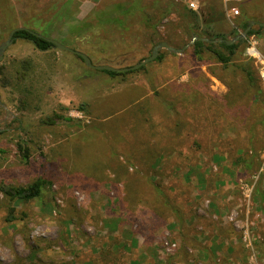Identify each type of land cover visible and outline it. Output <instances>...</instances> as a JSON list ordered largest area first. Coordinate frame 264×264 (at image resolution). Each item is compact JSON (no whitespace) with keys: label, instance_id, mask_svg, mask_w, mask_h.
I'll return each instance as SVG.
<instances>
[{"label":"rangeland","instance_id":"obj_1","mask_svg":"<svg viewBox=\"0 0 264 264\" xmlns=\"http://www.w3.org/2000/svg\"><path fill=\"white\" fill-rule=\"evenodd\" d=\"M134 1L145 10L125 12ZM165 1L0 0V43L23 27L94 64L131 66L157 39L143 18ZM183 1L222 7L226 33L264 18V0ZM185 21L171 12L158 29L177 45ZM251 36L264 56V34H247L233 62L255 60L264 92ZM189 47L114 76L13 38L0 59V183H50L26 202L0 191V264H264V107L248 106L232 64H199Z\"/></svg>","mask_w":264,"mask_h":264},{"label":"trees","instance_id":"obj_2","mask_svg":"<svg viewBox=\"0 0 264 264\" xmlns=\"http://www.w3.org/2000/svg\"><path fill=\"white\" fill-rule=\"evenodd\" d=\"M135 8L139 9L140 11L145 10L144 7L141 6L137 1H134L129 8L127 7L125 12L129 11L128 13H130L134 11ZM171 12H176L181 17L186 19V21L184 22V29L180 30V32L186 35L187 39L182 40L180 44L177 45L172 43L170 39L165 37V35L162 34L158 29L159 25L162 23V20ZM225 19L226 17L222 7L217 8L214 5H204L202 7L200 6L198 10H193L189 7H185L179 2H175V0H169L167 2L165 1V3L163 2L156 8V14H146V17L143 18V22L148 27H151L153 29V33L157 35V39H151L152 45L158 43L159 41H166L171 46L178 48L186 44L188 38L190 39L192 35L207 37L211 40L216 38L227 39L228 36L236 34L238 29H244L248 24V18L241 19L238 21V24H236L234 27H231V29L226 33L224 29H221V25L224 23ZM115 21L119 22L120 24L123 23V21L119 19H115ZM263 34L264 28L259 25H256L255 27L252 26L248 31V36L254 35L260 37L263 36ZM14 36L32 41L34 45L41 50H46L51 47V42L46 37L37 36L27 29L16 31L14 33ZM189 48L199 64L205 63L204 57L206 54H210L213 59L218 62L223 68H228V66L232 64L233 70L238 69L241 76L244 77L243 82H245L248 89V106L250 108H255L257 107V104H255V102H260L264 107V92L258 85V78L256 76V61L248 58L247 60L239 61L238 63L233 62L235 58L242 56L244 42L238 40L231 44H226L225 42H206L198 39L195 40ZM162 58L163 53L159 52L155 60H161ZM30 65L31 62L28 59L22 60V70L19 71L18 79L22 78V76L24 75V71L28 70L30 68ZM4 68V65L1 63V85H7ZM143 68L144 65L135 70H140ZM106 71L109 74L116 76L124 75L133 70L124 72H115L109 70ZM55 117L60 116L57 114ZM261 120L264 124V116ZM46 122L53 123V119L48 118ZM18 148L22 152V158L25 160L28 156L27 147L21 145L20 143L18 144ZM49 183V180H47L45 177H37L31 183H28L26 185H11L5 182H1L0 191L10 200L26 202L39 196L43 186ZM9 210L11 213V211H13V208H9ZM11 219V216H9V220Z\"/></svg>","mask_w":264,"mask_h":264},{"label":"water","instance_id":"obj_3","mask_svg":"<svg viewBox=\"0 0 264 264\" xmlns=\"http://www.w3.org/2000/svg\"><path fill=\"white\" fill-rule=\"evenodd\" d=\"M255 24L262 26L264 28V20L263 21L249 20L247 26L240 33L234 35L230 39L216 38V39L211 40V39H208L206 37L193 35L186 44H184L183 46L178 47V48L171 46L166 41H159L158 43H156L152 46L151 52L149 55L143 57L141 60H139L135 64H133L131 66H127V67H115V66H112V65L107 64V63L94 64L91 62L90 58L86 54H84L80 51L72 50V49L68 48L67 46H65L64 44L60 43L59 41H57L55 39H51V38H47V39L51 42V47L69 50V51L77 54L78 56H80L83 59L86 66H88L90 68L104 69V70L115 71V72H124V71L135 70V69L143 66L147 62L154 60L158 56L160 49H162V48H165L166 50H168L169 52H172V53H181L184 49L189 47L195 40H198V39L206 41V42H225L226 44H231V43L238 41V40L244 41L245 36L248 34V31ZM21 29H25V28H23V27L13 28L9 32L7 38L0 43V59L2 57V51L12 42L13 38L15 37L14 33L18 30H21ZM36 35L41 36L39 34H36Z\"/></svg>","mask_w":264,"mask_h":264},{"label":"built area","instance_id":"obj_4","mask_svg":"<svg viewBox=\"0 0 264 264\" xmlns=\"http://www.w3.org/2000/svg\"><path fill=\"white\" fill-rule=\"evenodd\" d=\"M189 6L193 7L194 3L193 2L189 3ZM246 54L255 58L258 61L260 65L259 72L261 73L262 85L264 90V56H262L257 50L253 36L250 37L249 44L246 47Z\"/></svg>","mask_w":264,"mask_h":264},{"label":"crops","instance_id":"obj_5","mask_svg":"<svg viewBox=\"0 0 264 264\" xmlns=\"http://www.w3.org/2000/svg\"><path fill=\"white\" fill-rule=\"evenodd\" d=\"M175 2H179V3H181L182 5H184L185 7H189L188 6V2L187 1H183V0H175ZM190 2H192V1H190ZM248 3H249V0H248ZM252 4V3H251ZM250 4V5H251ZM191 9H193V10H196V8H192L191 7ZM223 9V8H222ZM223 12H224V14H225V11H224V9H223ZM262 13H264V12H262ZM261 14V13H260ZM244 16H246V15H244ZM225 17H226V15H225ZM245 19H246V17H244ZM260 17H258V16H256V14L255 15H248V21L249 20H257V21H263L264 20V18L263 19H259ZM239 21V20H238ZM174 54V53H173ZM171 58L169 59V61H171V63H173V62H175L176 60H174V58L172 57V56H170ZM184 76H185V73H183V71L181 72V75H180V80L181 79H183L184 78Z\"/></svg>","mask_w":264,"mask_h":264}]
</instances>
